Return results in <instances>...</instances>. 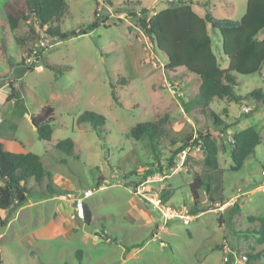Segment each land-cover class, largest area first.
I'll use <instances>...</instances> for the list:
<instances>
[{"label":"rangeland","instance_id":"1","mask_svg":"<svg viewBox=\"0 0 264 264\" xmlns=\"http://www.w3.org/2000/svg\"><path fill=\"white\" fill-rule=\"evenodd\" d=\"M7 1L0 0V101H14L10 109L3 107L12 111L9 117L22 143L17 148L39 154L53 175L52 185L68 193L30 195L22 206L3 211L4 263L264 264V244L254 233L257 223L248 219L264 216V101L249 96L257 88L264 92V66L258 73L237 75L236 92L246 100L215 99L194 119L185 103L198 93L199 81L184 68L166 72L165 55L139 25L142 8L151 16L177 6V1L111 0L110 7L103 0H66L70 13L62 20L63 31L82 32L95 18L99 24L66 40L45 37L33 16L15 30L4 29ZM193 5L218 19L239 20L247 0H195ZM211 34L215 52L226 66L220 36ZM41 38L48 40V46L29 70L26 57ZM47 63L70 68L58 73ZM125 77L128 82L122 81ZM111 84L116 86L117 102ZM12 91L29 115L47 104L54 107L51 141L38 137L15 98L9 97ZM246 105L252 108L248 113L243 111ZM87 110L107 118L101 137L89 123H78ZM215 115L222 124L215 122ZM159 120L165 133L157 152L148 138L130 136L138 123ZM248 127L259 131L262 142L239 170H232V136ZM207 130L219 146V170L202 164L199 144L175 155L182 142L190 138L193 143L199 131ZM66 138L74 140L75 156L55 148ZM148 170L154 174L136 185ZM132 171L136 174H129ZM197 177L210 185L214 201L203 186L201 213L193 214L190 184ZM48 183L46 177L41 183L31 179L27 185L37 191ZM230 202L240 206L236 213L234 204L216 210ZM82 203L92 210L90 224L84 222ZM187 214L194 215L188 224Z\"/></svg>","mask_w":264,"mask_h":264},{"label":"trees","instance_id":"2","mask_svg":"<svg viewBox=\"0 0 264 264\" xmlns=\"http://www.w3.org/2000/svg\"><path fill=\"white\" fill-rule=\"evenodd\" d=\"M103 2L110 7L113 6L111 0H103ZM194 3L195 0H180L177 6L163 8L151 16L147 15L146 8H142L139 25L155 48L165 55L167 59L166 72H175L179 68H184L199 81L198 93L188 103H185L188 114L196 119L197 116L209 110L210 104L215 99L221 100L230 97L235 103L246 100V96L236 92V87L239 84L237 75L258 73L264 63V0H247L246 12L240 20L218 19L208 10L204 16H201L193 9ZM3 8L5 12V21L2 24L4 29L15 30L21 22L33 16L46 35L59 40L79 36L81 33L87 34L99 26L98 20L95 18L82 32L80 29L70 32L63 31L62 20L70 13V7L66 0H8ZM210 29L220 36L222 52L228 61L227 67H222L214 51ZM34 64L29 65V70L34 69ZM46 66L58 73L70 68L67 66L61 69L50 63H47ZM127 80L126 77L122 78L123 82H128ZM167 80L171 84L174 82L169 76ZM111 87L112 99L117 102L116 86L111 84ZM249 96L252 99L264 101V92L259 88L250 92ZM9 97L15 98L18 110L23 113L27 112L25 107L19 106V97L14 94V91L10 93ZM54 113V107L47 104L38 113L31 115L32 125L41 140L49 142L52 139ZM162 122V120L140 122L131 130L130 136L137 139L148 138L152 149L157 152L160 138L165 133ZM215 122L223 123L216 115ZM78 123H89L101 137L107 118L98 112L87 110L78 117ZM262 139L261 134L254 127H248L233 134L230 152L233 161L232 170H239L244 165L245 161L256 152V147L261 144ZM189 141L190 138L182 142L175 155L199 144L204 152L202 164L211 170L220 169L219 146L210 131H199L193 143ZM54 146L68 156H75V143L72 138L62 139ZM129 174H136V171ZM153 174L154 170L146 171L141 175L142 179L135 184H141ZM46 177L49 183L44 190L36 191L27 185L31 179L41 183ZM52 177L51 171L45 167L39 154L31 151H8L0 141V212L22 206L30 195L37 194L48 197L67 194V190L52 185ZM4 178L8 180L6 183ZM100 179L101 177H99ZM203 186H205L210 200L214 201L210 194V185L206 184L202 178L197 177L190 184L194 199L191 211L193 214L200 213L199 190ZM17 187L25 193L24 198L18 199L15 190ZM239 209L240 206L235 203L232 211L236 213ZM82 213L84 222L90 224L92 210L87 203H82ZM248 219L250 222L257 223L254 233L257 242L264 244V216H249ZM5 224L6 220L0 214V225L4 226ZM217 247L221 246L217 245ZM80 252L78 251L77 254ZM249 256L255 257V255ZM0 264H5L1 249ZM225 264H231V260H227Z\"/></svg>","mask_w":264,"mask_h":264},{"label":"crops","instance_id":"3","mask_svg":"<svg viewBox=\"0 0 264 264\" xmlns=\"http://www.w3.org/2000/svg\"><path fill=\"white\" fill-rule=\"evenodd\" d=\"M246 8H247V5H246ZM193 9L201 16H204V14L206 13V12L204 13L203 11H199L197 5H196V7L193 5ZM211 31L212 30L210 29V34H211ZM211 36H212V34H211ZM212 39H213V48L215 51L216 41L214 40L213 37H212ZM217 57H218V55H217ZM218 59H219V57H218ZM227 65H228V61H227ZM227 65L226 66L222 65V67H227ZM263 66H264V63L262 64L259 72L261 71ZM5 105L8 106L6 108L10 109L11 105H14V101H12V103H10V104H5V99L0 101V119H1L0 120V141L3 143L4 148L8 151L26 152V150H23L25 148L24 146H21V148H17L18 145H21L22 143L20 141H18V138L16 137L15 123H13V120L9 117V115H11L12 111L4 108L3 106H5ZM12 109H14V108H12ZM14 110H17V109H14ZM23 114H26L28 120L31 121V115H29L28 112H25ZM31 124H32V122H31ZM7 147H10V149ZM0 214L3 216V211H1Z\"/></svg>","mask_w":264,"mask_h":264},{"label":"built area","instance_id":"4","mask_svg":"<svg viewBox=\"0 0 264 264\" xmlns=\"http://www.w3.org/2000/svg\"><path fill=\"white\" fill-rule=\"evenodd\" d=\"M170 1H177V3L179 4V1L180 0H170ZM183 1H185V0H183ZM44 34H45V32H44ZM45 37H48L49 38L50 36H48V35L45 34ZM47 46H48V40L46 38L45 39L41 38L38 41V43L36 44V48H32L30 50L29 55L26 57V63L28 65H32L33 63H35L38 60L39 56H40L41 50L47 48ZM251 109L252 108L250 106L246 105V106H244L243 111L246 112V113H248ZM183 153H186V150H183ZM262 173L264 175V170H263ZM228 204H234V203H232V202H230V203H223L221 205H218L216 210L223 211L227 207ZM193 216L194 215H192V214L185 215V217H184V223H186V224L190 223V221L193 219ZM244 260H246V257H244ZM239 262H245V261H241L240 260Z\"/></svg>","mask_w":264,"mask_h":264},{"label":"water","instance_id":"5","mask_svg":"<svg viewBox=\"0 0 264 264\" xmlns=\"http://www.w3.org/2000/svg\"><path fill=\"white\" fill-rule=\"evenodd\" d=\"M7 181L8 180L6 178H4V182L6 183ZM15 190H16L18 199L24 198L25 193L20 188L17 187Z\"/></svg>","mask_w":264,"mask_h":264}]
</instances>
